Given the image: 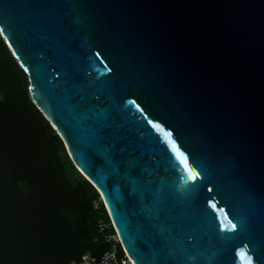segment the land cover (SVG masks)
I'll return each instance as SVG.
<instances>
[{"label": "water", "instance_id": "water-1", "mask_svg": "<svg viewBox=\"0 0 264 264\" xmlns=\"http://www.w3.org/2000/svg\"><path fill=\"white\" fill-rule=\"evenodd\" d=\"M0 33L134 264H264V0H0Z\"/></svg>", "mask_w": 264, "mask_h": 264}, {"label": "trees", "instance_id": "trees-1", "mask_svg": "<svg viewBox=\"0 0 264 264\" xmlns=\"http://www.w3.org/2000/svg\"><path fill=\"white\" fill-rule=\"evenodd\" d=\"M101 220L110 217L99 191L32 101L28 77L0 33V264L101 256L111 247Z\"/></svg>", "mask_w": 264, "mask_h": 264}, {"label": "built area", "instance_id": "built-area-1", "mask_svg": "<svg viewBox=\"0 0 264 264\" xmlns=\"http://www.w3.org/2000/svg\"><path fill=\"white\" fill-rule=\"evenodd\" d=\"M111 228L114 229V233L109 232ZM99 232L103 235L104 241L111 245L110 249L105 251L101 256L93 255L91 252H85L82 254L80 260L72 264H134L122 246L111 217L109 222L104 220L99 222Z\"/></svg>", "mask_w": 264, "mask_h": 264}, {"label": "snow or ice", "instance_id": "snow-or-ice-1", "mask_svg": "<svg viewBox=\"0 0 264 264\" xmlns=\"http://www.w3.org/2000/svg\"><path fill=\"white\" fill-rule=\"evenodd\" d=\"M233 227H235V225H233Z\"/></svg>", "mask_w": 264, "mask_h": 264}]
</instances>
